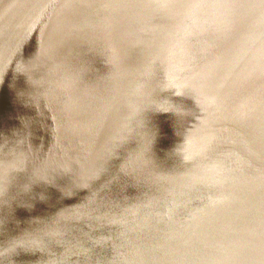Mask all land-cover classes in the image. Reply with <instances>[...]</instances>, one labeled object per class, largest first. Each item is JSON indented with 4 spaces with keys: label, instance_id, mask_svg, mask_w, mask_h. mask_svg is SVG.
I'll use <instances>...</instances> for the list:
<instances>
[{
    "label": "water",
    "instance_id": "obj_1",
    "mask_svg": "<svg viewBox=\"0 0 264 264\" xmlns=\"http://www.w3.org/2000/svg\"><path fill=\"white\" fill-rule=\"evenodd\" d=\"M0 264H264V0H0Z\"/></svg>",
    "mask_w": 264,
    "mask_h": 264
}]
</instances>
